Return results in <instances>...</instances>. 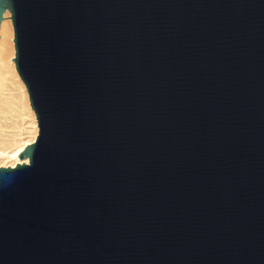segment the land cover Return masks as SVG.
Listing matches in <instances>:
<instances>
[{"label":"water","instance_id":"1","mask_svg":"<svg viewBox=\"0 0 264 264\" xmlns=\"http://www.w3.org/2000/svg\"><path fill=\"white\" fill-rule=\"evenodd\" d=\"M39 136L0 168V264H264V0H0Z\"/></svg>","mask_w":264,"mask_h":264},{"label":"bare ground","instance_id":"2","mask_svg":"<svg viewBox=\"0 0 264 264\" xmlns=\"http://www.w3.org/2000/svg\"><path fill=\"white\" fill-rule=\"evenodd\" d=\"M6 13L0 25V168H15L29 164L28 158L18 156L36 142L39 124L27 87L12 61L16 55L15 32L11 14Z\"/></svg>","mask_w":264,"mask_h":264},{"label":"snow or ice","instance_id":"3","mask_svg":"<svg viewBox=\"0 0 264 264\" xmlns=\"http://www.w3.org/2000/svg\"><path fill=\"white\" fill-rule=\"evenodd\" d=\"M7 15H10V13H6ZM5 26H7V21L5 22Z\"/></svg>","mask_w":264,"mask_h":264}]
</instances>
